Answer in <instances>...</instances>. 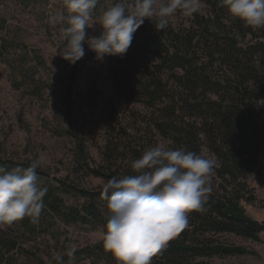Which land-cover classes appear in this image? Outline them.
<instances>
[{"label": "trees", "instance_id": "trees-1", "mask_svg": "<svg viewBox=\"0 0 264 264\" xmlns=\"http://www.w3.org/2000/svg\"><path fill=\"white\" fill-rule=\"evenodd\" d=\"M112 3L99 0L95 10L101 15ZM180 16L183 14L172 17L169 26L159 31L145 20L122 58L108 56L115 92L141 106L143 112L130 109L124 118L109 114L104 138L94 145L100 156L98 163L88 162L85 139L74 123V89L80 82L93 84L94 72L87 69L82 76L78 61L72 65L68 81L61 83L69 125V129L60 128L61 135L73 141L74 164L94 177L107 182L131 174L130 161L160 142L204 157L207 149L214 156L209 199L201 210L188 214L187 227L166 242L153 256L152 264H206L202 260L244 255L245 248L221 242L219 237L261 242L264 231V225L248 216L244 208L256 199L249 178L264 152V126L259 124L264 123L259 103L264 96V28L253 29L230 18L222 0H201L199 13L183 16L182 22L177 20ZM10 46L4 42L0 52L15 76L12 86L32 98L40 96L43 77L37 68H44L45 63L34 54L37 67L26 65L29 53L14 57L9 54ZM93 100L92 96L86 103L79 101V107L92 108ZM33 160L0 158V168L10 171L17 166L28 167ZM37 173L38 184L48 189L39 223L32 224L25 217L11 225H0V264H48L37 246L23 242L58 239L61 225H89L105 232L108 209L101 195L103 188L77 189L68 176L50 178L41 168ZM68 197L75 198L76 203L68 204ZM59 256L63 264L80 260L118 264L101 242L76 250L74 257Z\"/></svg>", "mask_w": 264, "mask_h": 264}, {"label": "clouds", "instance_id": "clouds-1", "mask_svg": "<svg viewBox=\"0 0 264 264\" xmlns=\"http://www.w3.org/2000/svg\"><path fill=\"white\" fill-rule=\"evenodd\" d=\"M99 0H63L67 10L50 16L53 24H63V43L56 49L70 65L85 54V44L102 61L107 56L123 57L138 28L149 21L155 31L169 26L182 13L192 17L201 10V0H113L99 22L94 11ZM232 19L253 29L264 28V0H222ZM100 28L99 35L88 29ZM264 101V100H262ZM42 158L28 167L10 171L0 168V225H11L25 217L39 223L47 187L38 184L37 169ZM216 162L184 148L171 149L164 143L148 148L130 161L131 174L112 177L102 189L107 201V223L102 247L118 264H152L153 256L166 242L188 225V214L199 211L212 191L210 177ZM75 248L67 249L74 257ZM63 264V257H56Z\"/></svg>", "mask_w": 264, "mask_h": 264}, {"label": "rangeland", "instance_id": "rangeland-1", "mask_svg": "<svg viewBox=\"0 0 264 264\" xmlns=\"http://www.w3.org/2000/svg\"><path fill=\"white\" fill-rule=\"evenodd\" d=\"M67 10L63 0H0V51L4 42L10 43V55L17 57L29 53L30 60L26 65L37 67L34 54L45 64L37 68L39 76L43 77L41 95L32 98L23 89H15L11 79L15 76L10 72L7 60L0 52V158L13 160H36L42 158L44 164L40 167L50 178H65L73 182L77 189L96 190L107 183L97 178L87 170L78 169L72 160L73 141L60 128L69 129L64 115L65 90L61 83L68 81L72 65L61 56L56 55V49L63 43L62 35L65 25L50 21V16ZM100 12L94 11V19L99 22ZM176 19V18H175ZM185 18L177 17L179 22ZM89 35H99L100 28L88 29ZM85 56L79 60L81 75L87 69L94 72L93 84L80 82L74 89V121L79 136L85 139V150L89 163H98L100 156L94 145H98L105 135V124L109 114L115 118H124L130 109L143 112L139 105L129 103L119 97L113 88L109 75V58L102 61L95 59V54L88 50L85 44ZM33 57V58H32ZM24 68L25 65L23 64ZM85 76V75H84ZM89 78V76H88ZM90 79V78H89ZM94 98L92 108L84 106ZM264 96L260 98L262 116H264ZM79 101H82L81 103ZM80 103V104H78ZM264 126V123L259 121ZM262 128V127H261ZM161 143V142H160ZM206 158L213 159L207 149ZM214 176L210 177V182ZM249 184L254 188L256 196L251 205H244L248 216L264 225V152L259 156V163L250 175ZM69 203H76L75 198L68 197ZM82 201V199H80ZM104 231L89 225H61L58 239L23 242L26 246L36 248L45 263H55L56 257L66 254L67 249L76 250L92 246L102 241ZM261 242L243 240L233 236L223 235L219 241L235 244L246 249L247 253L240 256L213 257L204 259L206 264H264V231L260 235ZM33 239V238H32ZM72 264H89L88 260H80Z\"/></svg>", "mask_w": 264, "mask_h": 264}, {"label": "bare ground", "instance_id": "bare-ground-1", "mask_svg": "<svg viewBox=\"0 0 264 264\" xmlns=\"http://www.w3.org/2000/svg\"><path fill=\"white\" fill-rule=\"evenodd\" d=\"M203 61H204V59H203ZM216 69V68H215ZM110 70V69H109ZM223 70V69H222ZM220 71V70H219ZM225 71V70H224ZM226 72V71H225ZM224 72V73H225ZM211 73V72H210ZM220 73V72H219ZM221 74H223L222 72H221ZM223 76V75H222ZM226 76V75H225ZM230 76V75H229ZM215 77H217V76H215ZM218 78V77H217ZM219 78H220V76H219ZM223 78H224V76H223ZM214 79V78H213ZM21 83V82H20ZM115 147V146H114ZM122 151V150H121ZM124 155V154H123Z\"/></svg>", "mask_w": 264, "mask_h": 264}, {"label": "water", "instance_id": "water-1", "mask_svg": "<svg viewBox=\"0 0 264 264\" xmlns=\"http://www.w3.org/2000/svg\"><path fill=\"white\" fill-rule=\"evenodd\" d=\"M264 222V221H263Z\"/></svg>", "mask_w": 264, "mask_h": 264}]
</instances>
